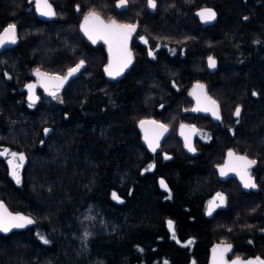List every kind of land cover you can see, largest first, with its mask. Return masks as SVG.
<instances>
[{
  "label": "trees",
  "instance_id": "obj_1",
  "mask_svg": "<svg viewBox=\"0 0 264 264\" xmlns=\"http://www.w3.org/2000/svg\"><path fill=\"white\" fill-rule=\"evenodd\" d=\"M48 1L56 15L47 21L37 17L34 0H0V31L15 24L18 37L0 53V150L26 158L17 184L0 157V201L34 221L0 232V264H205L214 221L232 230V253L264 259V0H156L152 11L146 0H128L141 7L130 19L115 0ZM201 8L216 12L211 24L198 21ZM90 11L137 22L150 46L175 47V55L134 48L136 63L125 76L105 79L103 45L86 42L78 28ZM195 45L206 49L180 52ZM81 60L85 67L64 90L63 106L40 91L29 106L22 88L32 69L62 75ZM196 81L220 111V121L204 128L257 161L256 191L226 196L211 218L201 194L208 189L204 162L164 159L141 144L137 129L152 119L169 126L164 142L179 140L173 120L193 118L179 110L190 107L187 91ZM149 165L155 167L145 171ZM166 220H173L176 239Z\"/></svg>",
  "mask_w": 264,
  "mask_h": 264
},
{
  "label": "snow or ice",
  "instance_id": "obj_2",
  "mask_svg": "<svg viewBox=\"0 0 264 264\" xmlns=\"http://www.w3.org/2000/svg\"><path fill=\"white\" fill-rule=\"evenodd\" d=\"M128 0H117V8H121L126 6ZM37 11L40 12L43 16H55L56 13L53 9V6L48 2V0H36ZM147 7L150 9H155L157 7L156 0H147ZM77 11H79V6H77ZM196 15L199 17L201 22L208 23L216 18V12L211 8H204L197 11ZM247 19V17H245ZM135 24H120L117 21L112 20L109 23H105L98 15L94 12H90L85 15L84 22L80 25L81 31L84 35L92 41L93 44L97 42V40H103L105 44L108 45L109 51V63L105 66V73L111 77L116 78L120 76L125 69L132 64V54L128 49V40L131 38L132 33L136 31ZM141 41L147 43L144 37H140ZM17 41L16 36V25L8 24L6 27L0 31V47H3L7 43L15 44ZM149 56H153V52L149 51ZM84 66V61L81 60L75 67L69 68L67 75L65 76H48L46 73H41L39 69L34 70V75H36L40 81L41 86L45 88V91L49 92L53 98H57V93L59 89L64 85V83L68 80L69 77L73 76L75 73L79 72L80 69ZM216 66V61L213 57H208V67L214 68ZM7 76V74L5 73ZM35 84H28L26 88L28 89V100L30 101L29 106L31 107L37 97L34 95ZM204 85L197 84L194 86L193 92L190 95H193L197 99V107L193 108L192 111H204L211 112L213 117L217 120L220 119L219 106L217 105L215 100H212L210 97H207L204 92ZM199 90V91H197ZM256 95V93H253ZM241 113L240 107L235 109L234 115L239 117ZM145 124L155 125L154 135L150 138L145 133V141L148 143V147L151 151L155 152L159 147V139L163 135L164 132L167 131V127L163 124H157L155 121H140V127L143 129ZM185 125H181V135H184ZM50 130L45 128L44 132L47 134ZM190 133L195 134L197 130L194 126L189 128ZM185 147L190 152H195L196 149L192 146L191 138L188 135H185ZM10 156V159H7V164L9 166L10 175L15 179L16 183H20L19 169L23 166L25 156L23 153L10 152L9 149L4 148L0 150V157ZM228 160L225 162V165L219 169L221 176H226L229 172H235L241 179L243 186L245 188H255L256 184L253 181V178L250 174V169L254 166L257 161L254 159H249L247 156H237L231 150L228 152ZM165 159H169L166 155ZM155 165H149L148 169L145 171H149L154 168ZM160 186L167 190V185L164 180H160ZM170 193L169 197L170 198ZM112 199L117 202H121L122 200L117 195L116 192L112 193ZM219 201L222 205L224 203L225 197L221 193H217L212 201L209 202L208 206V214L212 213L213 205H215L216 201ZM219 206V205H216ZM34 221L25 217L19 213L12 214L8 212V210L0 203V232H9L13 228H23L26 225L33 224ZM168 227L170 230H173V222L168 221ZM90 235V233L85 232V237ZM173 239H176L175 232L173 230ZM43 243L48 244L49 241L44 237H41ZM179 243V241H177ZM192 241H188L187 244H191ZM231 245H224L219 248H213V257L212 264H227L224 259L225 253L231 250ZM142 251V249H141ZM164 264H168L167 261ZM231 264H264V259L256 257L255 259H249L247 261H241L240 258H236L231 261Z\"/></svg>",
  "mask_w": 264,
  "mask_h": 264
},
{
  "label": "flooded vegetation",
  "instance_id": "obj_3",
  "mask_svg": "<svg viewBox=\"0 0 264 264\" xmlns=\"http://www.w3.org/2000/svg\"><path fill=\"white\" fill-rule=\"evenodd\" d=\"M115 1H114V7H115ZM34 2H35V0H34ZM146 7H147V0H146ZM128 8H129V3H127V8L122 10L125 15H128ZM201 9H204V8H201ZM201 9H198V10H201ZM198 10L195 11V14L197 13ZM197 19L201 24H207V23L201 22V20L199 19L198 16H197ZM112 20H114V19H112ZM118 23H120V22H118ZM120 24H135L137 26L136 31L134 33H132V36L130 39V44H129V49H130V52L132 53V57H133L132 66L136 63V60H135L136 56H135L134 48L141 51V52H142V50H146L147 53H149V51L151 50L154 54V57L156 56L157 58H159V55L163 54L164 52L168 53L169 51L172 52L173 56L175 55V54H173V51H174L173 48H175L173 46H171L173 48H170V47H168V45L161 46L159 43L158 44L156 43V45H154V46H150L148 43L141 41L140 37H144L146 41H147V38H146L145 34L140 30L137 22H135V23L123 22ZM159 40L160 39H156V42H158ZM168 49H169V51H168ZM203 49L205 50L206 47L203 46V48H202V47H199L198 45L191 46V47L182 46V47H180V52L183 53V52L188 51V50H193L195 52H199V51H202ZM188 52H190V51H188ZM150 57H153V56H150ZM132 66L130 67V69L132 68ZM125 74H124V76H125ZM33 80L34 79H32L31 81H33ZM117 81H119V80H117ZM196 82H200V81H196ZM196 82H192V85ZM189 89H190V87L188 88V91H189ZM188 91H187V95H188ZM36 92H37V96H39L38 95V89H36ZM192 106H193V102L191 101V107ZM191 107L188 109H185L184 110L185 112H183V110H182V113H186V112L190 113ZM190 114L193 116V118L192 117L189 118V120H190L189 122H181L177 126L176 134L178 137L177 139H179V140L168 141V144L170 146L168 145L166 147L170 148V150L166 151V149L162 148V146L165 144V142H164L165 138H164L162 143L160 144V146L156 149V151H155L156 154L158 156L164 158V159H165L166 155L169 157V159H172V158H174L175 155H178V156L183 157L182 158L183 160L188 161L189 164H194V163L195 164L196 163L201 164L200 162H204V163H202L203 169L205 170V168H206L208 170V173H209L208 175L210 176V180L207 183L208 189H206V190L201 189V192H202L201 194H204V195L206 194V196H208V199L205 201V204H204V212L208 211L209 202L213 200V198L216 196L217 193H221L226 199V196L236 195V194H239L241 191H243V192H254L256 187L255 188H245L243 186V183L241 182L240 177L235 172H229L226 176H221L220 171H219V169L222 167L221 165L224 163V159L226 157V154L230 150L234 154H236L237 156H247L249 159H251V158L245 152H241L240 151L241 149L238 147H235L232 145H228L227 147H225L224 144H222L220 140H214V136L216 137V135H214V133L212 131L213 128H204V124H207L206 123L207 121H211L208 116L200 115V114H192V113H190ZM235 118H237V117H235ZM219 121H220V119H219ZM180 125H187L189 127L194 126L195 129L197 130V132L194 134V139H193V147L196 149L195 152H189V151H186L184 149V143L179 138L178 133H177L178 127ZM228 129H232V128L228 127ZM215 147H217V148H215ZM212 156H213V159H212ZM199 166H201V165H199ZM256 167L257 166L255 164L249 170L255 184H256V170H255ZM231 185L234 186L235 188L231 189ZM224 203H225V200H224ZM224 203L221 205L220 202L217 200L215 205H213L214 210L212 211L211 216L209 218H211L213 216V214L216 213L218 210L222 209ZM216 205H219V206H216ZM205 216H206V218H208L207 213H205ZM168 221L173 222V220H166L167 226H168ZM173 230H170V232L173 233ZM214 243H216V241H212V243L208 247V251ZM208 251H207V255H208ZM231 253H232V248H231L230 253H228L226 255V257L228 259L232 258V257H230ZM207 255H206V259H207ZM243 258H245V257H243Z\"/></svg>",
  "mask_w": 264,
  "mask_h": 264
},
{
  "label": "water",
  "instance_id": "obj_4",
  "mask_svg": "<svg viewBox=\"0 0 264 264\" xmlns=\"http://www.w3.org/2000/svg\"><path fill=\"white\" fill-rule=\"evenodd\" d=\"M48 2H49V1H48ZM116 5H117V0L115 1V8H116L117 11H122V10H124V9L127 8V4H126V6L121 7V8H117ZM34 6H35V12H36V15H37L38 18L43 19V20H47V21H48V20H51V19L54 17V16L49 17V16H43V15H41L40 12L37 11L36 0H35V2H34ZM147 8H148V7H147ZM148 9H149L150 11L154 10V9H150V8H148ZM198 11H199V10H198ZM90 12H93V11H90ZM90 12H88V13H90ZM88 13H86V14H88ZM94 13H95L96 15H98V16H99V17H100L105 23H109V22L112 21V19H111V20H105V19L102 18V16H100L98 13H96V12H94ZM86 14H85V15H86ZM85 15L81 18V20H80V22H79V25H78V28H79V32H80V34L83 36V38L85 39L86 42H88V43H90V44H92V45H97V44H101V45H103L104 50H105V54H106V63H105V65H104L102 71H103V74H104L105 79H107V80H109V81H117V80H120V79L124 76V74H125V73L130 69V67L132 66V64H133V57H132V64L129 65V67H128L127 69H125V71H124L120 76H118V77H116V78H114V79L111 78V77H109V76L105 73V71H104L105 66L108 65V63H109V51H108V45L105 44L103 40H97V42H96L95 44H93L92 41L89 40V39L84 35V33L81 31L80 25L84 22V17H85ZM117 23H118V22H117ZM211 23H212V21H211V22H208L207 24H211ZM6 26H7V25H6ZM6 26H5V27H6ZM3 28H4V27H3ZM3 28H2V30H3ZM2 30H1V31H2ZM16 36H17V32H16ZM130 39H131V38H130ZM130 39L128 40V45H127V46H128V49H129ZM17 43H18V37H17V41H16L15 44L7 43V44H5L3 47H0V53H1L5 48H12V47H15V46L17 45ZM129 51H130V49H129ZM131 54H132V53H131ZM206 64H207V68H208L209 71H213V70L215 69V67H214V68H209V67H208V57L206 58ZM74 67H75V66H74ZM84 67H85V64H84V66L80 69L79 72L75 73L73 76H71V77L68 78V80L64 83V85L59 89V91H58V93H57V98H53L51 95H49V92L45 91V88L41 86V81H40V79H39L36 75H34V70H36V69H38V68H34V69H32L31 72H30V75L33 77L34 80H33V81L26 82V83L23 85V88H22L23 91L25 92V99L27 100V102L30 103V101L28 100V95H29V93H28V89L26 88V85H28V84H35L36 87L34 88L33 92H34V95L37 97V99H38V96H37L36 89H38V91H40V93L42 94L43 97L48 98V99L51 101V103H52L53 105L58 106V107L63 106V105H64V102H63L62 94H63L64 90L66 89V87L68 86V84H69L70 81H72L73 79H75V78L78 77V75H79L80 72L84 69ZM72 68H73V67H72ZM39 70H40V69H39ZM40 72H41V73H46L48 76H65V75H67L68 70H66L62 75L54 74V73H48V72H44V71H42V70H40ZM197 84H202V83H201V82H196V83H194V84L191 86V88L189 89V92H188V95H187V97L193 102V106H192V108L190 109V113H192V114L205 115V116H208L212 122H215V123L218 122L219 120L215 119V118L213 117V115H212L211 112L192 111L193 108H196V107H197V99H196L195 96L190 95V93L193 92L194 86L197 85ZM202 85H204V84H202ZM197 91H199V90H197ZM203 92H204V94H205L207 97H210V96L207 94V91H206L205 86H204ZM210 98H211V97H210ZM211 99H212V98H211ZM212 100H213V99H212ZM36 101H37V100H36ZM36 101H35V102H36ZM217 105H218V104H217ZM234 112H235V111H234ZM234 116H235V115H234ZM235 117H236V116H235ZM142 121H155V120L150 119V120H142ZM155 122H156L157 124H162L161 122H158V121H155ZM163 125H164V124H163ZM185 126H187V125H185ZM166 127H167V126H166ZM189 128H190L189 126L185 127V129L183 130V131H184V135H181V131H182V130H181V125L178 127V130H177L178 136H179V138L183 141V143H184V149H185L186 151H188V149L185 147V135L190 136V138H191V142H192V146H193V139H194V134L190 133ZM47 129H49V130L51 131L50 128H47ZM137 129H138V132H139V134H140V142H141V144H142V145H143L148 151L153 152V151H151V150L149 149V147H148V143L145 141V133H146V131H147V134H148L149 137L151 138V137L154 135V132H155V125H152V124H145L144 128L142 129V128L140 127V122H139L138 125H137ZM50 131H49L47 134H49ZM169 132H170V129L167 127V131L164 132L163 135H162V136L160 137V139H159V146H160V144L162 143L163 139L169 134ZM44 133H45V132H44ZM47 134H46V135H47ZM189 152H190V151H189ZM7 159H10V158H7ZM7 159L5 160L6 164H7ZM228 159H229V158H228V153H227V154H226V157H225V159H224V163L221 165L222 167L225 165V162H226ZM25 160H26V158H25ZM25 160H24V163H25ZM7 166H8V164H7ZM8 168H9V166H8ZM9 172H10V171H9ZM161 179H163V178L160 177V178H159V182H160ZM163 180H164V179H163ZM164 182H165V180H164ZM165 184H166V182H165ZM0 203H2L3 206L6 208V206L4 205V203H3L2 201H0ZM6 209H7V208H6ZM7 210H8V209H7ZM8 212H10V211H8ZM10 213H11V212H10ZM12 214H13V213H12ZM14 215H15V214H14ZM210 216H211V214L209 215L208 212H207V217L209 218ZM13 229H17V228H13ZM11 230H12V229H11ZM1 233H5V232H1ZM224 245H231V244H229V243H222V242H216V243H214V244L210 247V249H209V251H208V255H207V259H206L205 264H212V257H213V251H212V250H213V248H219V247H222V246H224ZM231 248H232V247H231ZM230 251H231V250H230ZM230 251H228L227 253H225V256H224V259H225V261L227 262V264H231V261H232V260H235L236 258H240L241 261H247V260H249V259H255V258H256V256H249V257H245V258H242V257H239V256H234V257L228 259V258L226 257V255H227L228 253H230Z\"/></svg>",
  "mask_w": 264,
  "mask_h": 264
},
{
  "label": "rangeland",
  "instance_id": "obj_5",
  "mask_svg": "<svg viewBox=\"0 0 264 264\" xmlns=\"http://www.w3.org/2000/svg\"><path fill=\"white\" fill-rule=\"evenodd\" d=\"M139 6V4L138 3H136V1H134L133 2V5H130L129 6V8H128V14L130 15H125V18H128V17H133V16H135L136 14H139L138 12L140 11V9H141V7H140V9H138L137 7ZM74 10H75V12H77V5H74ZM86 13H88V12H86ZM85 13V14H86ZM85 14H83V16L85 15ZM82 16V17H83ZM128 19H130V18H128ZM116 21V20H115ZM118 22V21H117ZM5 27V26H4ZM152 36H153V38L154 37H156L157 35H155L154 33H152L151 34ZM206 61V60H205ZM76 66V65H75ZM206 66H207V64H206ZM203 84V83H202ZM191 86H192V84H191ZM191 86H190V88H191ZM205 86V85H204ZM189 92V91H188ZM190 105V107H191V103L189 104ZM189 107V108H190ZM239 107V106H238ZM192 108V107H191ZM237 108V107H236ZM235 108V109H236ZM186 108H183V109H181V110H179V113L181 112L182 113V110H183V112H185L184 110H185ZM235 109H234V111H235ZM174 113V112H173ZM179 113H177V111H176V113H174L173 115H176V114H179ZM173 122H174V127H171V129L175 132V135H176V129H177V126L181 123V122H185V121H182V120H173ZM166 126V125H165ZM169 127V126H168ZM177 137V136H176ZM221 140V139H220ZM168 141H173V140H166L165 141V144L162 146V148L164 149V148H167L166 146H168L169 144H168ZM167 142V143H166ZM239 145V142H238V144H236V146H238ZM170 146V145H169ZM5 157V159H7V158H11L10 156H4ZM205 170H206V168H205ZM209 180H210V176H207L205 179H204V185L205 184H207L208 182H209ZM232 188H235L234 186H232L231 185V189ZM255 191H256V189H255ZM236 195H238V194H236ZM225 205H223V207H224ZM208 212V211H207ZM207 212H205V213H207ZM212 224L214 225V231H213V234H212V237H211V239L212 238H214V239H212V241H218V242H222V243H229V244H231L232 243V241H230V240H228V238H231V235L233 234V232H232V230L231 229H227V228H224L223 226H221V224L222 223H220V222H218V221H214V222H212ZM223 237V238H222ZM233 256H239V257H242L243 258V256H240V255H237V254H235V253H232L231 255H230V257H233ZM249 257V256H248Z\"/></svg>",
  "mask_w": 264,
  "mask_h": 264
}]
</instances>
